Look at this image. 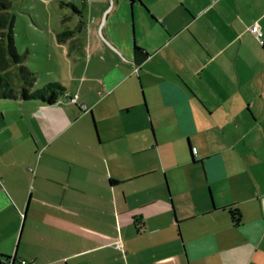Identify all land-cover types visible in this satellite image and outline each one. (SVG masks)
<instances>
[{
	"label": "crops",
	"instance_id": "crops-1",
	"mask_svg": "<svg viewBox=\"0 0 264 264\" xmlns=\"http://www.w3.org/2000/svg\"><path fill=\"white\" fill-rule=\"evenodd\" d=\"M57 1L73 27L27 68L62 93L0 98V254L264 264V0Z\"/></svg>",
	"mask_w": 264,
	"mask_h": 264
},
{
	"label": "rangeland",
	"instance_id": "rangeland-1",
	"mask_svg": "<svg viewBox=\"0 0 264 264\" xmlns=\"http://www.w3.org/2000/svg\"><path fill=\"white\" fill-rule=\"evenodd\" d=\"M4 7H0V20L13 17L11 36L15 50L21 56V63L34 70L36 63H54V57L46 60L45 52L42 51L41 27L51 28L54 32L64 27L72 28L73 22L70 17L71 8L68 5L59 4L57 0H48L44 4L42 0H0ZM69 16V17H68ZM55 55H60L57 60L62 63L63 57L60 50L53 42ZM43 52V53H42ZM8 63V61H6ZM4 63V61H3ZM10 84L13 86L15 78L11 77Z\"/></svg>",
	"mask_w": 264,
	"mask_h": 264
},
{
	"label": "trees",
	"instance_id": "trees-1",
	"mask_svg": "<svg viewBox=\"0 0 264 264\" xmlns=\"http://www.w3.org/2000/svg\"><path fill=\"white\" fill-rule=\"evenodd\" d=\"M0 7H4L2 1H0ZM12 24V16L8 19L2 18L0 20V72H4L8 67H12L18 84L17 86H11L6 76L0 73V98L39 100L45 104H52L57 96L62 93V87L57 82H49L39 89L30 90L35 80V72L29 70L21 63V56L16 52L11 36ZM134 53L139 56L144 54L138 47H134ZM228 213L232 224L237 225L240 220L237 209H228ZM0 264H13V258L0 254Z\"/></svg>",
	"mask_w": 264,
	"mask_h": 264
},
{
	"label": "built area",
	"instance_id": "built-area-1",
	"mask_svg": "<svg viewBox=\"0 0 264 264\" xmlns=\"http://www.w3.org/2000/svg\"><path fill=\"white\" fill-rule=\"evenodd\" d=\"M249 32L254 36V38L256 40H258L261 44L262 47L264 48V40L262 38V32L260 31V29L258 28V25L256 23H253L250 27H249ZM67 97V101L70 103H76L81 109H85V105L83 103H79L77 102V95L71 94V95H66ZM115 247L116 248H120V244L119 243H115ZM18 264H35L33 261L29 260H19Z\"/></svg>",
	"mask_w": 264,
	"mask_h": 264
}]
</instances>
